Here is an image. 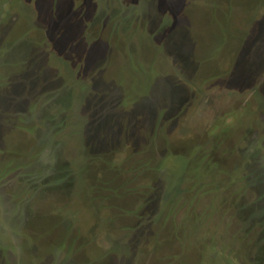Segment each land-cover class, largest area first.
<instances>
[{
  "label": "rangeland",
  "instance_id": "rangeland-1",
  "mask_svg": "<svg viewBox=\"0 0 264 264\" xmlns=\"http://www.w3.org/2000/svg\"><path fill=\"white\" fill-rule=\"evenodd\" d=\"M0 264H264V0H0Z\"/></svg>",
  "mask_w": 264,
  "mask_h": 264
}]
</instances>
